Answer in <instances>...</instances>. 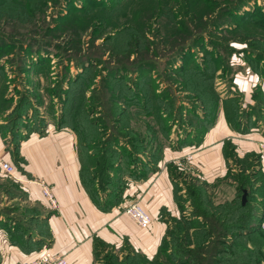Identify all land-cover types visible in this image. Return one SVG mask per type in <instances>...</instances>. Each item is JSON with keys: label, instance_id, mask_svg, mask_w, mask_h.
I'll list each match as a JSON object with an SVG mask.
<instances>
[{"label": "rangeland", "instance_id": "1", "mask_svg": "<svg viewBox=\"0 0 264 264\" xmlns=\"http://www.w3.org/2000/svg\"><path fill=\"white\" fill-rule=\"evenodd\" d=\"M257 19L264 24V0H0V92L42 89L44 112L79 129L87 177L97 166L87 153L104 151L112 132L121 137L105 147L114 157L139 143L151 151L188 132L195 137L213 118L199 109L215 112L217 95L229 93L237 69L255 65L264 77L263 62L254 56H264V25ZM143 61L147 65L139 66ZM159 95L168 100L163 112L154 113L160 109L153 99L149 109L141 108ZM125 137L130 146L115 152L113 145ZM101 170L95 189L105 188ZM177 176L186 202L184 188L195 181ZM216 213L208 210L205 220L215 230ZM110 252L117 257L104 251L98 263Z\"/></svg>", "mask_w": 264, "mask_h": 264}, {"label": "crops", "instance_id": "2", "mask_svg": "<svg viewBox=\"0 0 264 264\" xmlns=\"http://www.w3.org/2000/svg\"><path fill=\"white\" fill-rule=\"evenodd\" d=\"M232 78L229 93H219L218 109L198 135L188 132L183 137L186 142L178 138L175 144L163 145L155 160L145 148L130 172L121 166L110 171L111 181L104 189L97 188L103 206L94 202L82 182V141L73 128L59 126L54 114L44 112L47 98L42 89L36 91L34 85L35 91L0 92V160L15 167L14 177L0 169V264H23L43 248L64 255L68 264H99L96 251L108 250L118 253V259L127 250L153 258L176 219L190 216V198L184 202L186 195L179 188L180 172L191 175L195 182L190 186L203 187L210 202L221 209L245 191V210L262 214L264 77L247 64ZM255 93H259V110ZM233 104L234 126L229 122ZM190 136L195 139L189 142ZM39 179L51 187L58 210L43 196ZM132 200L152 217L148 228L138 227L123 212ZM226 215L220 211L219 240L240 242L243 208L235 212L234 234L226 231ZM245 236L247 241L255 240L254 233Z\"/></svg>", "mask_w": 264, "mask_h": 264}, {"label": "trees", "instance_id": "3", "mask_svg": "<svg viewBox=\"0 0 264 264\" xmlns=\"http://www.w3.org/2000/svg\"><path fill=\"white\" fill-rule=\"evenodd\" d=\"M110 8L113 10L114 6H110ZM260 24L264 25L260 20H256ZM213 28V27H212ZM178 49V48H177ZM180 49V48H179ZM257 55V56H256ZM254 56L258 57V62H263V68H264V56H261L260 54H254ZM262 59V60H260ZM147 65L146 62H141L139 66H145ZM253 67L257 70H260L258 66L253 65ZM202 72H205L202 70ZM130 88V87H129ZM131 89V88H130ZM219 99V94L217 95ZM68 98V97H67ZM22 98L21 100H23ZM151 99L155 100L159 106L157 112L154 110V113L157 115L159 112H163L164 106L163 104L168 102L167 97H163V95H159L155 98L146 99L142 102L141 108L143 110L149 109L151 106L150 101ZM21 101L19 102V104ZM145 103H148L149 105L144 106ZM65 105V104H64ZM170 106V105H169ZM168 106V107H169ZM219 106V100L217 102V108L215 107V112L210 111L206 109V106L200 108L202 114H212L213 117L218 109ZM165 109V108H164ZM233 109V108H231ZM95 110V108L93 109ZM153 109H150L149 111H152ZM91 112V111H90ZM126 112L123 110L119 115V117ZM153 112V111H152ZM211 112V113H210ZM234 112L236 113V108L232 111L231 115L229 116V122L232 126H234ZM198 115V114H194ZM207 118H204L203 121H206ZM213 119V118H212ZM211 120H208L207 124H209ZM162 119L159 118V122H161ZM174 123V121H173ZM206 124V125H207ZM70 124H63V121H61V124L59 126ZM163 129L162 124L160 125ZM71 128H73L80 140L83 139L80 137L81 133L79 129L75 125H71ZM171 130V127L167 130V133L169 134ZM117 138H121L118 135H114V132H112V135L105 141L103 148L104 151L96 153L92 151L91 155L92 157H95L97 166H93V169H89L88 176L82 175V182L84 187L88 190V193L90 194L91 198L99 204L100 206L104 205V200L100 199L98 197L97 189H95L96 185L95 182L99 178V174L102 173L105 169V175L101 179V184L106 185L111 181L110 177V171L115 170L118 166H121L122 169L131 171V167L135 168V165L138 164V162L141 161L140 156L138 154H143L145 152L144 146L139 143L140 145L135 146V148L132 149V152L118 155L116 157L112 155H108V152L106 150L107 146L110 144V141L112 139L118 140ZM127 139V140H126ZM124 143L127 145H124L122 143L114 144L113 147L115 148V152L119 151V147L126 148L127 146H130L131 142L128 137L124 138ZM119 142V141H118ZM139 142V141H138ZM87 145V144H86ZM87 147L84 145V142L82 141V146H80L81 153L83 152V148ZM106 147V148H105ZM160 147L153 148L151 151L149 150V156L152 160H155L160 155ZM90 151V152H91ZM118 153H116L117 155ZM87 156L89 157L90 154L87 153ZM91 157V158H92ZM96 157L98 159H96ZM114 159L112 161H108V159ZM86 164V162H85ZM95 185V186H94ZM100 188V187H99ZM189 198L192 205V211L190 213V216L181 214L179 220H176L174 224L171 225V227L166 231V234L162 238V241L160 243V246L158 247V251L156 255L148 259L144 255L138 254V253H127L125 254L121 259H118L114 253H109L108 255H103V261L102 264H137L140 263L138 260H144V262H153L154 264H262V261L264 260V231L260 227L261 222V214H255L251 213L250 210H245V203H242L241 199V191L237 195L236 201H232V203L228 204L226 208L221 209V205H214L210 202L209 196L206 193L205 189L203 187H190L189 188ZM178 199V198H177ZM179 202V199H178ZM236 202V203H235ZM180 211H183V205L179 203ZM209 206V207H208ZM237 207V210L235 209ZM243 208V214H245L246 217H243V224L241 227L243 238L239 242H228L224 243L221 240H219V233L221 230L220 227V211L223 213H227L226 215V231L227 233H235V230L238 229V227L235 226V212L240 211V209ZM218 210L217 215V225L218 228L215 230L213 227V224L211 225L209 222L205 221L207 220V213L208 210ZM224 218V217H223ZM240 228V227H239ZM254 233L255 240L253 241H247V234ZM217 243V245H216ZM187 254L190 253L189 257H181L179 254ZM96 255H99V252L96 251ZM115 256V257H114ZM188 256V255H186ZM106 258V259H105ZM114 258V259H113ZM165 261V262H164ZM113 262V263H111ZM140 264H144L143 262Z\"/></svg>", "mask_w": 264, "mask_h": 264}, {"label": "built area", "instance_id": "4", "mask_svg": "<svg viewBox=\"0 0 264 264\" xmlns=\"http://www.w3.org/2000/svg\"><path fill=\"white\" fill-rule=\"evenodd\" d=\"M187 158L191 159L192 157L189 155ZM0 169L3 170L5 174L14 177L15 167L12 163L0 160ZM37 183L40 185L42 194L48 201L50 207L53 210H58L59 205L51 187L43 179H39ZM123 211L137 224L138 227L142 229L148 228L152 222L150 214L136 201L129 202L123 208ZM260 227L264 231V212L261 214ZM23 264H68V262L64 255L43 248L39 250L34 258Z\"/></svg>", "mask_w": 264, "mask_h": 264}, {"label": "water", "instance_id": "5", "mask_svg": "<svg viewBox=\"0 0 264 264\" xmlns=\"http://www.w3.org/2000/svg\"><path fill=\"white\" fill-rule=\"evenodd\" d=\"M241 199H242V203H245V201H246V192L245 191H243Z\"/></svg>", "mask_w": 264, "mask_h": 264}, {"label": "flooded vegetation", "instance_id": "6", "mask_svg": "<svg viewBox=\"0 0 264 264\" xmlns=\"http://www.w3.org/2000/svg\"><path fill=\"white\" fill-rule=\"evenodd\" d=\"M174 123H175V121H174ZM174 123H173V124H174Z\"/></svg>", "mask_w": 264, "mask_h": 264}]
</instances>
